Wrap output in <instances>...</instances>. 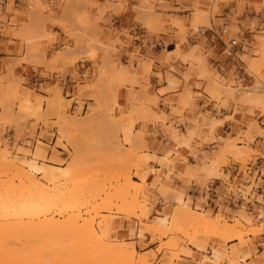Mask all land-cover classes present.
<instances>
[{"label": "rangeland", "instance_id": "rangeland-1", "mask_svg": "<svg viewBox=\"0 0 264 264\" xmlns=\"http://www.w3.org/2000/svg\"><path fill=\"white\" fill-rule=\"evenodd\" d=\"M176 5L166 7L165 0H0V36L19 42V58L8 60L6 74H0V165L5 160L16 166V171L0 166V199L18 193L17 185L38 183L46 196L61 202L49 207L45 219L64 224L71 213L93 218L100 238L107 230L101 238L105 245L122 243L149 264H244L240 259L247 256L249 264H264V166L253 169L264 158V150L254 147L264 143V105L254 101L260 92L264 99V0H192L188 6L177 0ZM123 15L133 19L132 34L103 27L108 17ZM247 15L258 17L241 21ZM53 28L73 44L64 43L48 55L46 46L58 42ZM141 29L148 35L143 48L150 47L151 55L135 45ZM30 62L60 74L74 69L76 79L78 63H89L92 70L73 92L57 84L41 89L42 97L14 72ZM155 64L164 68L163 74L158 68L152 72ZM152 76L158 86L167 84L156 91L159 96ZM222 110L231 115L223 116ZM237 114L240 121L234 118ZM227 121L236 128H223ZM152 128L162 130L173 147L154 150L149 143L156 136ZM12 130L13 142L8 134ZM65 171L70 172L68 180H49ZM125 175V182L119 180ZM128 180L134 189L126 186ZM217 180L222 181L219 188ZM86 183L93 192L83 190ZM122 184L130 189L126 202L129 197L137 202L134 213L121 199L127 211L115 199L110 202L114 206L108 201L100 205L104 193L112 198V188ZM69 196L75 197L74 212L69 211ZM183 208L202 213L212 223L218 220L219 233L184 223L173 230V216ZM159 218L167 220L164 236L153 230ZM39 236L33 243L17 241L16 249L34 256L37 264H52L53 243L60 238L51 235L50 250L51 241L45 238L43 244ZM93 249V243L87 245L86 256ZM100 256L95 264H109Z\"/></svg>", "mask_w": 264, "mask_h": 264}, {"label": "bare ground", "instance_id": "bare-ground-1", "mask_svg": "<svg viewBox=\"0 0 264 264\" xmlns=\"http://www.w3.org/2000/svg\"><path fill=\"white\" fill-rule=\"evenodd\" d=\"M144 8V7H143ZM146 13H144V14H148L147 13V10H144ZM143 11V12H144ZM151 11V10H150ZM149 11V15L152 13V12H150ZM156 15V14H155ZM150 16H152V15H150ZM158 18V17H157ZM156 20V19H155ZM155 22V21H154ZM154 22H152V23H154ZM151 23V24H152ZM155 23H157V21L155 22ZM147 25V24H146ZM159 25V24H158ZM91 46V45H90ZM96 46V45H95ZM104 46V45H103ZM88 47V46H87ZM92 48H93V46H92ZM95 48V47H94ZM93 48V49H94ZM107 49V48H106ZM108 50V49H107ZM262 50V49H261ZM105 51V50H104ZM93 52V51H92ZM91 52V53H92ZM90 53V54H91ZM258 62V61H257ZM257 66V65H256ZM106 67V66H105ZM106 69H109V68H106ZM105 70V69H104ZM107 71V70H106ZM105 71V72H106ZM109 71V70H108ZM112 71V70H111ZM110 71V72H111ZM114 71H115V73H114ZM104 72V73H105ZM112 73H114V74H116L117 72H116V70H114L113 69V71H112ZM112 73H110V74H112ZM106 74H108V72L106 73ZM203 75V74H202ZM112 76H113V74H112ZM214 83H212V85H213ZM214 86V85H213ZM212 87V86H211ZM256 87V86H255ZM251 88V87H250ZM214 90V89H213ZM227 90V89H226ZM250 90V89H249ZM258 91H260V90H258ZM250 92V91H249ZM228 93H230V91H228L227 92V94ZM248 93V92H247ZM255 93V92H254ZM261 93V92H260ZM260 93H259V95H257V97H258V99L256 98V97H254V95H252L254 98H256V100L254 99V101H256L257 102V100L259 101V103L260 104H262V105H264V103H262V102H264V99L262 100V96L260 95ZM250 94V93H249ZM248 94V95H249ZM263 94V93H262ZM230 95V94H229ZM255 95H256V93H255ZM260 96V97H259ZM147 97V96H146ZM247 97V96H246ZM249 97V96H248ZM251 97V96H250ZM245 98V97H244ZM260 98V99H259ZM251 99V98H250ZM100 100H102V99H100ZM134 100H136V99H134ZM249 100V99H248ZM260 100L262 101V102H260ZM255 102V103H256ZM101 104V103H100ZM102 105V104H101ZM102 106H104V105H102ZM261 106V105H260ZM100 108V107H99ZM104 111H105V109H103ZM102 112V111H101ZM262 112H264V111H262ZM95 114V113H94ZM94 118V117H93ZM96 120V119H95ZM98 120V119H97ZM6 121V120H5ZM96 122V121H95ZM3 123V122H2ZM1 123V124H2ZM72 123V122H71ZM4 124V123H3ZM93 124V123H92ZM67 126V125H66ZM69 127H71L70 129H72V126H69ZM86 127V126H85ZM89 127H91V126H89ZM82 128L84 129V127L82 126ZM250 128V127H249ZM256 128V127H255ZM254 128V129H255ZM258 128V127H257ZM73 130V129H72ZM75 131H77L76 129H74ZM79 130V129H78ZM86 130V129H85ZM88 130V129H87ZM250 131H252V130H250ZM232 143H229V145H231ZM233 145H234V142H233ZM232 150V149H231ZM237 150V149H236ZM235 149L233 150V152L234 151H236ZM239 151V150H238ZM232 152V151H231ZM237 152V151H236ZM236 152H234V155L236 154L237 155V153ZM240 152V151H239ZM127 154V153H126ZM3 155H4V153H3ZM3 155H1V158H2V156ZM235 155V156H236ZM240 155V154H239ZM5 156V155H4ZM3 156V157H4ZM126 156V155H125ZM3 159V158H2ZM1 161V163H3L2 162V160H0ZM4 162L6 163V165H5V163H4V165L3 164H1L2 165V167H1V169L3 168V166H4V168L8 165V167H6V168H10L9 170H11V169H14L15 168V171H16V166L15 167H11L10 165H13V164H10L8 161V163L4 160ZM54 162V161H53ZM78 163V162H77ZM0 165V166H1ZM75 165V164H74ZM78 166V165H77ZM77 168L78 167H76V171H77ZM18 169V168H17ZM3 170V169H2ZM5 170V169H4ZM7 170V169H6ZM5 170V171H6ZM5 171H4V173H5ZM64 171V170H63ZM7 172V171H6ZM23 172V171H22ZM13 173H15V172H13ZM26 173V172H25ZM9 174H10V171H9ZM23 174H24V172H23ZM68 174H70V172L68 173V171H65V172H63V173H61V175L60 176H58V177H56V175L55 174H52V175H50L51 177H49V176H47V177H49V180L52 182V180H53V182L55 183L56 181H58L57 180V178H59V177H66ZM74 174V173H73ZM15 175V174H14ZM22 176V175H21ZM126 177V175L125 176H122L121 178H119V180L120 179H122L123 180V178H125ZM24 178H26V177H24ZM67 178V177H66ZM29 179H31V178H29ZM48 179V178H47ZM24 180H26V179H24ZM67 180H68V178H67ZM69 180H71V179H69ZM125 180H127V179H124L123 181L125 182ZM21 181V180H20ZM50 181H48L49 183H50ZM9 182V181H8ZM35 182V181H34ZM47 182V183H48ZM63 182H65V181H63ZM128 182H129V180H128ZM127 182V183H128ZM12 184V183H11ZM22 184V183H21ZM32 184V183H31ZM52 184V183H51ZM120 184V183H119ZM27 185V184H26ZM26 185H24V183H23V185L21 186H19V185H17L18 187V189L16 188V186L14 187L15 189H17L18 191V193H12V194H5L6 196L3 198L2 196L3 195H1V199H0V220L2 221V222H0V264H37V262L35 261V257H34V260L31 258V256L29 257L27 254H21L19 251L21 250V249H19L18 250V248L16 249V242L18 241H20V240H23V241H26V242H28V243H33V242H31V241H33V238H36L35 236L36 235H41V236H39V238H41L42 239V241L46 238V240L48 239V240H50V241H48V243L50 242V244L48 245V247H50L49 249L50 250H52V247L54 246L55 248L52 250V251H54L55 250V252H54V254H56V255H53V258H50V259H53V262H52V264H74V263H76V264H80V263H82V264H93V263H91L92 261H94L95 259H96V256H97V260H98V257H99V255H101L100 257H103V259L104 260H106L107 259V262L109 263V264H115L116 262H119L118 264H121L120 262H127L128 261V264H149V262H148V260L146 259V257H144V256H137V257H135V256H133V250H130V251H128V250H126L125 248L127 247H124L123 248V245H122V243L120 244V243H118L117 245H111V246H109V245H105V242L103 243V241L104 240H102L101 238L103 237V238H105L106 237V231L104 230L103 232H104V234H102V233H100V234H102V237L100 238L99 237V235H98V233L96 232V230H95V228H94V224H93V216L91 217L92 219L90 220L89 219V221L86 219H83V220H85V221H82V219H81V215L78 213V214H73V213H71L70 215H69V217L67 216V217H65L66 219L64 220V221H66L64 224H66V223H68V224H66V226H67V229H65V225L63 224V223H61L62 221L61 220H59V222L60 223H58V221H52V220H49V219H45V217H46V213H47V211H50L49 210V207L50 206H55L56 205V203L58 202V201H56V200H54V198L53 199H51L50 197H48V196H46V195H48V194H46L45 195V193L46 192H44V188H42V185L40 186L38 183H34L33 185H31V187H29V185L28 186H26ZM8 186V185H7ZM13 186L14 185H12L11 187H12V189H13ZM84 186V188H83V190L86 192L87 191V193L88 192H90V190H92L91 192H93V189L92 188H90L91 186L90 185H88V183H86V184H84L83 185ZM86 186L87 187H89V188H86ZM119 186V185H118ZM126 186H128L130 189L134 186L135 187V183L134 182H129V185H126ZM126 186H124L123 184H122V186H119V187H117V185H116V187H114V188H112L113 190V194H114V196H112V198H111V194L109 195V193H106L107 195L106 196H108V197H106L105 196V193H104V197L105 198H101V199H103L104 200V203H102L103 202V200H101L102 202H101V206H102V204H103V206L105 205L106 206V204H107V202L106 201H108V203H110L111 202V199H115V201L116 200H119V207H120V209H123V208H125V209H123L124 211H127V208L126 207H122V205L123 206H130V209H131V207H132V210H130V211H133L134 209L133 208H135V209H137V202H136V200H135V198L133 199V197H129L130 198V202L129 201H127L126 202V197H127V195L129 194L128 193V191L130 190L129 188H127ZM132 186V187H131ZM44 187V186H43ZM136 187L138 188V185H136ZM46 188V187H45ZM116 188V189H115ZM136 188V189H137ZM9 189H10V187H9ZM47 189V188H46ZM88 189V190H87ZM114 189H115V191H114ZM132 189H134V188H132ZM20 190V191H19ZM83 191V192H84ZM138 190H135V192H137ZM134 191L132 192V194L133 193H135ZM6 193V192H5ZM9 193V192H8ZM11 193V192H10ZM124 193V194H123ZM2 194V193H1ZM24 194H26V195H24ZM90 194V193H89ZM112 194V195H113ZM126 194V195H125ZM50 196V195H49ZM95 196V195H94ZM62 197V196H61ZM70 197V196H69ZM68 197V198H69ZM55 198H57V197H55ZM72 197H70V201L71 200H74L75 199V197H74V199H71ZM122 201H124L123 203H125V205L124 204H122L121 205V200ZM68 200V199H67ZM95 200V199H94ZM65 201V200H64ZM69 200H68V202L71 204L73 201H71L70 202ZM114 201V202H115ZM60 202V201H59ZM58 202V203H59ZM61 203V202H60ZM64 203V202H63ZM65 203H66V201H65ZM96 203V202H95ZM111 204V203H110ZM113 204H115V203H113ZM113 204H111L112 206H114ZM63 205V204H62ZM108 205V204H107ZM70 206V205H69ZM95 206H97V205H95ZM110 206V205H109ZM118 206V205H117ZM71 207V208H70ZM69 208H70V212H74L75 211V209H76V205L75 204H71V206H70ZM98 207L99 206H97V208L96 209H98ZM118 207V208H119ZM54 208V207H53ZM94 208V206H93V209H95ZM108 208V207H107ZM111 208V207H110ZM116 209V211H117V208H115ZM182 209V208H181ZM110 210V209H109ZM121 211V212H123V213H125L124 211ZM175 210H178V209H175ZM79 212V211H78ZM132 213H134V211L132 212ZM132 213H129V210H128V214H131L132 215ZM174 213V212H173ZM173 213H172V215H173ZM176 213V212H175ZM174 213V214H175ZM127 214V213H126ZM66 216V215H65ZM42 217H44V219H41L40 220V218H42ZM103 218H106V217H103ZM169 218H172V217H169ZM62 219V218H61ZM35 220H37V222H35ZM57 220V219H56ZM102 220H104L105 221V219H102ZM211 220V219H210ZM171 221V219L169 220V222ZM221 221V220H220ZM107 222V221H106ZM213 222H217V223H212V221L210 222L209 221V218H207L205 215H203L202 213H198V212H195V211H191V210H187V209H185V208H183V210H179L174 216H173V219H172V223H173V225L171 224V223H169V224H171L172 226H174L175 228L173 229V230H175V229H177V226L179 225V223L182 225V227H184L183 226V223L184 224H187V226L189 225L190 227L189 228H191V229H195V228H199L200 226H202V228H203V231H205L204 230V228L206 229V228H208V229H210L211 228V230L212 231H216V232H218L219 233V231H220V227H219V224H218V220H216V221H213ZM166 223H167V220H163V225H157L156 227H153L154 229V231L155 232H157L159 235H166V230H164V227H165V225H166ZM235 223V222H234ZM176 224H178L177 226H175ZM107 225V224H106ZM222 225V224H221ZM242 225V224H241ZM225 226V225H224ZM232 226V225H231ZM238 226V225H237ZM240 226V225H239ZM169 227V226H168ZM179 227H180V225H179ZM226 227H228L227 225H226ZM241 227V229H242V226H240ZM201 228V229H202ZM166 229V228H165ZM170 229V228H169ZM182 229V228H181ZM200 229V228H199ZM225 229V228H224ZM227 229H230V230H228V231H231V228H227ZM152 230V229H151ZM172 230V229H171ZM178 230H179V228H178ZM210 230V232H212ZM249 230V229H248ZM153 231V232H154ZM208 231V230H207ZM226 231V230H225ZM170 232V231H169ZM172 232V231H171ZM206 232V231H205ZM210 232H208V233H210ZM197 233H201V232H197ZM213 233V232H212ZM217 233V234H218ZM223 233V232H222ZM230 233V232H229ZM232 233V232H231ZM241 232H236L235 234H234V232H233V236H236L237 237V235H238V238L239 237H241L240 234ZM254 233V232H253ZM53 234V236L52 237H54V239L56 240V239H59L60 238V241L59 242H57V241H55L56 242V244H54L53 242H52V239H50L51 238V235ZM227 234V233H226ZM220 235V234H219ZM224 234H222L221 236H223ZM229 235V234H228ZM42 236H45V237H42ZM47 236V237H46ZM50 236V237H49ZM55 236H57V238L55 237ZM101 236V235H100ZM230 236H231V234H230ZM38 237V236H37ZM167 237V236H166ZM224 237H225V235H224ZM236 237H234V239H236ZM223 238V237H222ZM237 238V239H238ZM173 241H175L174 239H172ZM173 241H171L170 240V243L171 242H173ZM61 242V243H60ZM47 243V242H46ZM45 243V244H46ZM52 243H53V246H52ZM58 243V244H57ZM91 243H93V246H94V249L93 250H95L94 251V253H90L89 252V250L87 251V252H89V254H90V258H87V256L89 255H87L86 256V254H85V252H84V250L86 249V247H87V245H89V244H91ZM161 243V242H160ZM16 244V245H15ZM24 244V243H23ZM43 244H44V241H43ZM165 244V243H164ZM166 244H167V247H168V245H169V242H166ZM174 243H172V245H173ZM18 245H19V243H18ZM25 245V244H24ZM27 245V244H26ZM25 245V246H26ZM28 246V245H27ZM56 246H58V248H56ZM86 246V247H85ZM165 246V245H164ZM186 246V245H185ZM30 247V246H29ZM47 247V248H48ZM166 247V246H165ZM175 247V246H174ZM28 248V247H27ZM31 248V247H30ZM44 248H46V247H44ZM46 248V249H47ZM131 248V247H130ZM173 248V247H172ZM49 249H47V250H49ZM90 249V248H89ZM133 249V248H132ZM25 250V247L22 249V252H25L26 253V251H24ZM28 250H31V249H28ZM28 250H27V253H28ZM46 250V251H47ZM57 250H58V252L59 253H57ZM82 250H83V252H82ZM32 251V250H31ZM46 251H45V253H46ZM92 252V251H91ZM50 253H51V251H50ZM53 253V252H52ZM100 253V254H99ZM93 254V255H92ZM50 255V254H49ZM81 255H84V256H82L81 257ZM81 257V258H80ZM83 258L85 259V260H83ZM106 258V259H105ZM240 259V258H239ZM71 260H74V261H71ZM82 260L83 261H86V262H82ZM243 260H246V257L245 258H242V259H240V261H243ZM33 261L35 262V263H33ZM52 261V260H51ZM51 261H49V263L51 262ZM76 261V262H75ZM96 261V260H95ZM95 261H94V264H95ZM98 262V261H97ZM51 264V263H50Z\"/></svg>", "mask_w": 264, "mask_h": 264}, {"label": "crops", "instance_id": "crops-1", "mask_svg": "<svg viewBox=\"0 0 264 264\" xmlns=\"http://www.w3.org/2000/svg\"><path fill=\"white\" fill-rule=\"evenodd\" d=\"M191 1L192 0H181V5H183V6L191 5ZM48 3L51 4V1H48ZM176 4H177V0H165V5H167L166 7H170V6L175 7V6H177ZM156 6L159 7L160 5L157 4ZM161 9L163 10V8H161ZM56 12H58V11H56ZM166 14H169V13L167 12ZM257 17L258 16H255V15H247V17L241 18V21H245L246 23H249L252 19L257 18ZM103 27L107 30L108 29L116 30L118 33H122V32L127 31L129 34H132L134 29H135L133 19H130L125 15H123L121 18H115L113 16L108 17V20L103 25ZM52 30H53V32H55L57 34L58 42L50 45L49 47L46 46V50H47L48 55L51 54V50H55L56 47L62 46L64 43H67V44L69 43L71 45L73 44V41H70L67 38L66 34L61 29L53 28ZM138 34L141 38H140V41L138 43H135V45H138V47H140L142 49L144 42H146L148 39L147 31L145 29H141ZM120 37L122 38V40H125V43L127 42V39H125L124 36L119 35V38ZM146 46H148V45H146ZM18 50H19L18 40L13 39L12 37H5V36L1 37L0 36V74H2V75L6 74V72H7L6 65L9 62L8 60L19 58L18 57L19 55H17ZM129 50H131V48ZM142 51L147 52V53H149V55H151L150 54L151 53L150 47H148V50H146V51L143 48ZM154 67L155 68L152 69V70H155V71H152L153 73H156L157 72L156 68H158L163 74L164 68H160L157 64H155ZM75 70L77 71V76L79 79H76L75 77H73L74 74H72V72H74V69L73 70L70 69L65 74H60L58 72L50 70L46 66L34 64L32 62L22 63L18 67L14 68L15 74L17 76H19L20 78L25 79L27 81L28 86H30V87H32V89L36 90L35 95H40L42 97H46V95L44 93L39 92L41 89H43V90L50 89L51 87H53L57 84L60 87H64L66 90L73 92L77 81L82 80V76L87 71L92 70L91 64H89V63H78L76 65ZM150 82H151V84L154 85V89H155L154 92L156 95H158V93L156 91H158L160 89H164L167 87V84L165 82H163L162 86H158L159 85L158 78H156L154 76L150 77ZM166 94H168V92H166L163 95L165 96ZM222 114H223V116H230L231 112L230 111L227 112V111L222 110ZM234 118L237 121L241 120V116L239 114L234 115ZM233 127L236 128V126L229 121L225 122V124L223 126V128H226V130L232 129ZM151 132L156 134V136L154 138L149 139L150 146L154 150H157V151L169 150L170 148L173 147L171 144V141H168V138L165 135H163L162 130H155L154 128H152ZM38 133H39V131L37 130L36 134H38ZM8 134H9V137L12 139V142H13L14 141L13 139L15 137V130L9 131ZM254 147L260 151H263L264 150V143L261 142L259 145H255ZM179 152L187 155V151L184 149L179 150ZM157 157H161L159 152H157ZM34 164L36 165L37 169H39V165L37 163H34ZM263 166H264V158H258L257 162H256V166L253 169L256 170L257 168H261ZM155 169H159L158 166H156ZM215 184H216V188H219L222 186V181L217 180V182ZM178 200L181 201V197ZM185 209L191 210V211L193 210V209H188V208H185ZM164 219L165 218H159L158 220H160V222L158 225H163ZM192 244L198 246L197 242H194ZM247 259H248V256L246 257V260ZM246 260H245L244 264H249Z\"/></svg>", "mask_w": 264, "mask_h": 264}, {"label": "built area", "instance_id": "built-area-1", "mask_svg": "<svg viewBox=\"0 0 264 264\" xmlns=\"http://www.w3.org/2000/svg\"><path fill=\"white\" fill-rule=\"evenodd\" d=\"M232 44H233V45H236L237 43H236V41L232 40Z\"/></svg>", "mask_w": 264, "mask_h": 264}]
</instances>
